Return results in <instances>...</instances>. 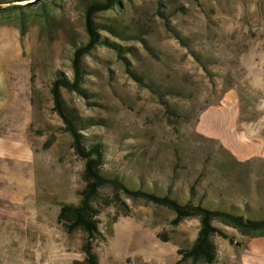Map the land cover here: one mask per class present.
I'll use <instances>...</instances> for the list:
<instances>
[{
    "label": "rangeland",
    "instance_id": "rangeland-1",
    "mask_svg": "<svg viewBox=\"0 0 264 264\" xmlns=\"http://www.w3.org/2000/svg\"><path fill=\"white\" fill-rule=\"evenodd\" d=\"M35 1L0 0V264L84 261L85 232L59 215L87 192L99 264H176L192 247L202 217L156 198L264 219V0ZM57 80L78 82L65 117ZM211 224L229 237H211L213 264H264V228Z\"/></svg>",
    "mask_w": 264,
    "mask_h": 264
},
{
    "label": "trees",
    "instance_id": "trees-1",
    "mask_svg": "<svg viewBox=\"0 0 264 264\" xmlns=\"http://www.w3.org/2000/svg\"><path fill=\"white\" fill-rule=\"evenodd\" d=\"M111 4V3H110ZM90 34L92 36L91 42L88 46L79 48L75 54V72L77 79L80 76V62L84 55L97 43V36L93 30L92 24H88ZM135 80H138L134 76ZM78 82L71 84L69 81L57 80L53 89V96L57 108V112L61 116H66L65 109L62 101V88H76ZM94 193H85L84 199L79 205L68 204L61 209L59 215V223L63 225L69 234H73L77 230H82L86 234V240L82 249V253L85 255L84 261H74L73 264H99L93 250L95 240L101 236L100 230V212L92 204ZM157 203L164 204L170 207L177 215L178 220H184L190 217L200 216L203 219V228L199 233V236L192 247L188 250L179 251V260L176 264H184L188 260L192 261V264H199L200 262H207L213 264L217 260V247L211 241V237L218 233L225 238H229L225 233L218 231L212 226L211 220L213 218H223L229 221L237 229L245 233H250L252 238L260 237V232L264 228V219L261 221H247L243 217L236 216L231 213L223 211H212L200 206L187 205L181 206L176 201L165 197L153 199ZM231 242H233L231 240Z\"/></svg>",
    "mask_w": 264,
    "mask_h": 264
},
{
    "label": "bare ground",
    "instance_id": "bare-ground-1",
    "mask_svg": "<svg viewBox=\"0 0 264 264\" xmlns=\"http://www.w3.org/2000/svg\"><path fill=\"white\" fill-rule=\"evenodd\" d=\"M256 72H258V73H256L257 75H259V76H264V67H262V68H260V69H258ZM254 87L255 88H257V89H260L261 90V92L262 93H264V81H261V80H256V81H254ZM254 101H253V103L255 104L256 102H257V100H256V97H254V99H253ZM230 105H233V104H230ZM228 127L229 128H232V129H234L235 127H238V123H237V118H231L230 120H229V123H228ZM240 130H236V132H234V133H232V134H236L237 135V133L240 131L241 133H244V134H247V135H250V131H247L246 129H244V128H239ZM263 136H264V132H263ZM254 144L256 143V144H258V145H264L263 144V138H257L256 140H253L252 141Z\"/></svg>",
    "mask_w": 264,
    "mask_h": 264
},
{
    "label": "crops",
    "instance_id": "crops-1",
    "mask_svg": "<svg viewBox=\"0 0 264 264\" xmlns=\"http://www.w3.org/2000/svg\"><path fill=\"white\" fill-rule=\"evenodd\" d=\"M74 261H75V259H73ZM247 260H248V257H246L245 259L243 258V262H247ZM71 262H73V261H71Z\"/></svg>",
    "mask_w": 264,
    "mask_h": 264
},
{
    "label": "water",
    "instance_id": "water-1",
    "mask_svg": "<svg viewBox=\"0 0 264 264\" xmlns=\"http://www.w3.org/2000/svg\"><path fill=\"white\" fill-rule=\"evenodd\" d=\"M41 1H43V0H36L35 2H41ZM35 2H34V3H35Z\"/></svg>",
    "mask_w": 264,
    "mask_h": 264
}]
</instances>
